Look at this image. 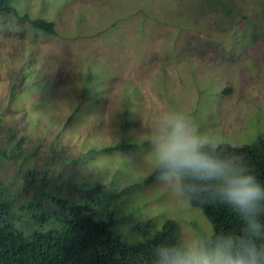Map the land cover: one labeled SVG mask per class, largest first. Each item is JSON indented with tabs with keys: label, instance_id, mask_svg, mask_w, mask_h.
Here are the masks:
<instances>
[{
	"label": "rangeland",
	"instance_id": "374dc122",
	"mask_svg": "<svg viewBox=\"0 0 264 264\" xmlns=\"http://www.w3.org/2000/svg\"><path fill=\"white\" fill-rule=\"evenodd\" d=\"M214 1H15L20 14L53 22L54 34L0 19L2 122L25 137L24 148L59 151L75 161L80 180L101 184L105 210L115 207L118 234L129 243L165 220L175 222L182 242L204 246L212 234L184 193L158 179L141 186L156 169L161 112L184 113L211 147L250 145L264 134V0H216L229 15ZM128 143L136 149L103 152ZM63 174L69 171L57 162L48 182ZM4 178L15 181L13 193L21 190L15 168ZM135 223L145 225L129 230Z\"/></svg>",
	"mask_w": 264,
	"mask_h": 264
},
{
	"label": "trees",
	"instance_id": "16d2710c",
	"mask_svg": "<svg viewBox=\"0 0 264 264\" xmlns=\"http://www.w3.org/2000/svg\"><path fill=\"white\" fill-rule=\"evenodd\" d=\"M15 1L0 0L1 20L12 16L17 22H28L32 29L46 34L55 33L53 22L43 18L30 19L28 13L20 14ZM218 7L229 15L227 4L215 0L213 8ZM21 73L23 80L29 77L26 67L21 69ZM17 80L19 74L15 78ZM82 90L77 95L79 102ZM9 92V99L13 100L15 90ZM24 141L25 137L14 127L4 124L0 117V264H150L149 254L155 245L179 240L175 222L165 220L157 231H148L143 240L127 242L118 234L120 220L114 216L115 207L105 210L106 190L101 184L91 186L82 177L80 180L79 173L74 175L75 161H68L61 152L24 148ZM134 149L136 145L132 143L117 144L104 148L103 152ZM206 149L218 158L231 157L237 162L243 161L264 183V134L250 145H206ZM57 162L68 169L69 181L63 179L67 176L63 174L54 182H48ZM8 167L23 175V185L18 193L12 192L15 181L4 178ZM158 174L156 168L141 186L153 183ZM59 179L63 180L59 182ZM64 183H70L65 192L62 190ZM29 189L34 191L33 195L28 194ZM185 195L190 205L199 208L210 223L212 234L205 245L211 244L220 233L239 231L242 221L231 208L212 201L207 195L196 198ZM93 205L107 215L100 214ZM143 225L135 223L128 229L140 231Z\"/></svg>",
	"mask_w": 264,
	"mask_h": 264
},
{
	"label": "clouds",
	"instance_id": "9594fccd",
	"mask_svg": "<svg viewBox=\"0 0 264 264\" xmlns=\"http://www.w3.org/2000/svg\"><path fill=\"white\" fill-rule=\"evenodd\" d=\"M152 149L160 182L190 198L207 195L231 208L242 224L204 246L161 242L151 249L150 264H264V183L254 172L243 161L208 151L205 139L179 111L159 114Z\"/></svg>",
	"mask_w": 264,
	"mask_h": 264
}]
</instances>
